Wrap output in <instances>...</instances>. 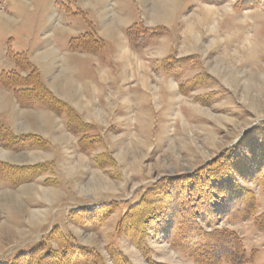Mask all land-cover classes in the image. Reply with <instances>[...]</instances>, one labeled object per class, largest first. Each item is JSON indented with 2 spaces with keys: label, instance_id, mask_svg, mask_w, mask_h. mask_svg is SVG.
<instances>
[{
  "label": "rangeland",
  "instance_id": "obj_1",
  "mask_svg": "<svg viewBox=\"0 0 264 264\" xmlns=\"http://www.w3.org/2000/svg\"><path fill=\"white\" fill-rule=\"evenodd\" d=\"M128 1L121 5L120 0H4L0 4V71L15 69L9 51L24 52L34 63L50 65L49 71L66 79L69 88L78 87L71 100L85 122L98 126L102 139L94 149L82 151L79 136L68 131L63 115L47 124L42 117L34 121L35 115L22 128L20 121L15 126L7 121L10 107L0 111V131L28 130L49 143L45 149L0 146V161L15 166L52 164L33 180L15 186L0 179V261L10 260L58 227L76 243L103 255L106 245L113 243L132 264H149L130 241L115 235L121 211L159 180L192 172L226 151L236 155L238 143L255 125L264 123V0L241 10L234 7L237 0L218 4L140 0L139 16L146 24L154 18L155 3L166 7L159 8L155 17L168 20L177 11L172 23H163L167 31L151 44L138 51L121 49L112 60L109 45L95 54L69 50V40L89 29L88 21L93 22L99 7L113 25L132 20L135 10ZM168 54L191 55L187 68L164 72L159 65ZM195 77L198 84L183 87ZM255 138L245 140L252 145ZM97 155L111 164L99 167L93 160ZM243 186L254 191L257 212H264V187L252 182ZM103 202L120 205L98 229L81 227L70 218L72 211ZM218 227L241 237L253 254L252 264H264V232L251 219L222 220ZM148 243L156 262L194 264L160 237H151Z\"/></svg>",
  "mask_w": 264,
  "mask_h": 264
},
{
  "label": "trees",
  "instance_id": "obj_2",
  "mask_svg": "<svg viewBox=\"0 0 264 264\" xmlns=\"http://www.w3.org/2000/svg\"><path fill=\"white\" fill-rule=\"evenodd\" d=\"M4 0H0V4ZM224 0H211L220 3ZM256 0H237L235 9L256 4ZM167 31L164 26L147 27L134 22L125 29L130 47L139 50ZM71 50L98 52L103 40L95 30L89 29L69 40ZM16 65L12 70L0 71V87L10 90L21 107L40 106L66 118V128L78 135L82 151L101 144V134L95 124L85 122L67 103L54 96L44 85L36 66L24 52H8ZM191 55L177 58L168 54L159 65L164 72L186 69ZM186 67V68H185ZM199 83L195 77L190 84ZM253 136V144L246 138ZM46 139L36 134H15L0 131V146L18 150L23 147L45 149ZM239 151H226L210 163L198 169L169 176L146 188L138 201L121 211L115 224V235L127 239L137 247L149 264L154 261L149 239L162 238L194 264H252L254 257L247 252L241 237L227 227H218L222 220H252L254 226L264 232V212H257L254 191L243 186L252 182L264 187V123L255 125L238 143ZM104 155L94 157L99 167L111 161ZM50 162L15 166L0 161V179L15 186L21 181L33 180L43 173ZM49 168V169H50ZM24 172L22 175L18 173ZM119 203H94L89 209L80 208L70 213V218L81 227L98 229L115 213ZM0 264H132L129 257L113 243L106 245V255L93 247L75 242L73 236L53 227L37 244L14 255Z\"/></svg>",
  "mask_w": 264,
  "mask_h": 264
},
{
  "label": "crops",
  "instance_id": "obj_3",
  "mask_svg": "<svg viewBox=\"0 0 264 264\" xmlns=\"http://www.w3.org/2000/svg\"><path fill=\"white\" fill-rule=\"evenodd\" d=\"M103 1V0H102ZM104 1H109V0H104ZM137 3L134 2V0H132V4L134 6V15L132 17V20H130L128 23H125L123 25H113L105 12H103L100 7L99 9H96V14L93 18V22L88 21V23H90L89 29H93L95 30V32L97 33V35L103 40L104 42V46L101 48H105L106 45L108 46H112L109 47V49L111 48V50L109 51V57L110 60L113 59V56H115L116 52L124 49V48H128V49H132L128 43L127 37L125 36V29L130 26L131 24H133L134 22H142L145 26L147 27H156V26H164L165 27V23H172V18H174L175 16H177V11L174 10L172 11V13H170V18L168 20H165L164 18H158L155 17L154 14L158 13L159 8H166L164 6H161V4L159 3H155L152 6V10L151 11L153 13V20L149 21L148 24H146L144 22V20L139 16L140 13V0H136ZM101 2V1H100ZM123 0H120V4L123 5ZM130 0L127 3V6L131 5ZM120 5V6H121ZM96 6V5H95ZM132 6V8H133ZM141 7H143V13L145 12L144 8L145 5L142 3ZM168 9V8H167ZM146 13V12H145ZM173 14V16H172ZM158 18V19H157ZM164 23V24H163ZM167 28V27H166ZM88 29V30H89ZM81 34V33H80ZM69 47V46H68ZM100 49V50H101ZM69 50H71L69 48ZM99 50V51H100ZM133 51H138V50H134ZM71 51H80V52H85V53H90V54H95V53H91V52H86V51H81V50H71ZM97 53V52H96ZM29 58V57H28ZM29 60L31 61V59L29 58ZM36 68L39 71L40 77L44 83V85L49 89V91L56 96L58 99L64 101L65 103H67L68 105H70L77 113L78 110L76 109V104L74 103L73 100H71V95L74 93V91L78 88L75 87L73 89H71V86L69 88L68 85H66V82H68L66 79H59L55 74H53L52 71H49V67L50 65H46V64H37L34 63L33 61H31ZM15 65V63H14ZM14 65H11L14 66ZM137 72L140 74L142 69L140 67V65H137ZM16 68V65H15ZM45 69V70H44ZM12 70V69H11ZM45 71V73H44ZM66 80V81H65ZM63 89H65V91H63ZM81 89V88H79ZM85 89H81V96H86L85 92L83 91ZM64 99V100H63ZM10 107V110L8 109L7 111V121L10 122V124L12 126L18 125L17 121H20V126H22V128L27 125V120L30 119H34V116L36 115V120L40 119L39 117H42L47 124L50 121H53V119L56 117L58 118L59 116H57L55 113H53L50 109L44 108V107H40V106H35V107H21L19 106V104L17 103L13 93L5 88H1L0 87V111L5 109V107ZM37 108H43L45 110L51 111L53 113L52 114H48L46 112H43L41 110H38ZM79 114V113H78ZM80 115V114H79ZM81 116V115H80ZM82 117V116H81ZM83 119V118H82ZM43 121V120H42ZM94 124V123H92ZM96 125V124H95ZM28 126V125H27ZM97 126V125H96ZM19 127V126H18ZM98 127V126H97ZM26 132H29L28 130H25V134H28ZM32 132V131H30ZM14 133L16 134L17 132L14 131ZM21 133V134H23ZM33 134V133H32Z\"/></svg>",
  "mask_w": 264,
  "mask_h": 264
}]
</instances>
